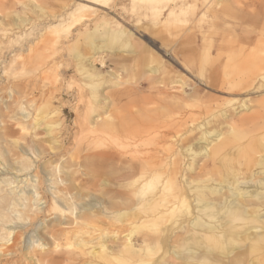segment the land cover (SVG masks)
Here are the masks:
<instances>
[{"label":"bare ground","instance_id":"obj_1","mask_svg":"<svg viewBox=\"0 0 264 264\" xmlns=\"http://www.w3.org/2000/svg\"><path fill=\"white\" fill-rule=\"evenodd\" d=\"M81 1L85 3V0ZM107 1L101 0V3ZM123 2L130 11L140 15L138 11L145 9L150 16L162 5L157 13L165 12L169 18L177 13L176 7L180 9L182 6L178 0ZM217 2L227 3L226 0ZM59 5V11L48 16L55 21L44 26L27 46L26 51L36 62L18 64L13 58L4 66L8 69L28 66L45 82L51 75L56 76H52L55 83L62 79L63 73L56 72L68 67L66 62L57 58L63 34H69L91 20L96 12L81 4L61 1ZM136 6L140 9L137 10ZM34 8L41 10L39 5ZM25 21L20 20L16 29H21ZM106 24L114 23L109 21ZM105 27L84 32L83 52L86 54L77 48L72 51V72L81 87L72 100V108L80 134L93 135L86 146L92 148L100 144L102 148L83 160L92 166L97 179L117 166L123 169L126 175H120L116 181L119 189L125 192L119 193V203L110 201V205L104 208L98 202L96 208L89 202L77 212L79 216H73L76 207L82 205L76 202L85 200V197L79 191L71 192L79 189L72 181V184H66L68 172L61 169L64 173L59 170L58 176L50 175L49 179L35 166L29 174L32 166L26 159L21 158L14 166L4 158L6 155L0 154V167L7 171L2 172L0 168V187L5 184V190L0 188V227L8 237L12 235L11 240L0 239V264H264V133L249 137V134L237 130L251 121V117L239 113L242 109L247 113L251 110L250 100L239 99V96L247 97L245 93L250 95L264 89V73H260L259 64L250 62L253 63L249 64L250 72H236L235 76L228 72L236 68H226L221 80L213 76L205 78V88L211 87V91L225 94V100L196 88L187 93L188 85L182 79L170 81V84L165 80L158 82L167 87L163 106L158 104L160 108L156 106L153 111L144 107L132 113L129 116L131 126L138 128L129 135L124 128L127 122L117 108L122 97L131 94L132 90L124 89L123 93L113 96L100 92L105 83L117 77L113 70L101 71L106 65L102 54L107 49L101 41L118 45L110 48L114 52L119 48H128L129 51L132 34L122 29L107 31ZM2 32L6 36L10 34L8 30ZM97 64L99 69L95 67ZM159 71L161 68H148L150 74ZM59 90L57 86L50 91H40L42 98L38 106L34 101L29 102L37 112L33 117L24 113L26 109L22 107L23 123H30L31 129L33 125L35 130L43 127L45 136L55 146L59 139L55 134L62 130L61 111L53 102ZM139 91L135 89L133 93ZM62 99L57 100L58 104ZM226 106L232 110H226ZM26 127L20 125L23 133ZM9 132L12 131L3 135ZM22 138L29 139V134L22 135ZM124 147H130L128 153L126 150L123 151L125 155L121 154L122 151L115 153ZM22 152V156L27 154L25 150ZM35 156L38 159L39 155ZM8 174L10 178H5ZM87 182L88 188L96 184ZM55 183L63 185L54 188L52 184ZM44 193H53L52 203L47 201L45 206L46 201L40 204ZM110 193L115 194L112 190ZM9 200L14 202L11 208L14 216L2 213ZM16 206L20 210H16ZM51 210L62 215L69 213L71 218L66 224L58 221L63 228L47 226L43 229L45 233L35 231L32 226H38L35 224L38 222H32L45 219ZM13 219H16L14 225ZM30 232L34 235L27 239ZM61 239L63 245L59 242ZM45 240L52 245L45 244Z\"/></svg>","mask_w":264,"mask_h":264},{"label":"rangeland","instance_id":"obj_2","mask_svg":"<svg viewBox=\"0 0 264 264\" xmlns=\"http://www.w3.org/2000/svg\"><path fill=\"white\" fill-rule=\"evenodd\" d=\"M61 1H65L71 5L81 4L91 7V10L96 12L90 18L91 20L78 26L69 34H63L64 39L57 48V58L66 62L68 67H64V64L63 67L67 70L63 69L56 72L57 74L63 73L62 79H57L58 82L55 83L53 77L56 76L51 75L49 76V81L45 82V79L43 80L41 76H39L40 78L38 77L37 72L30 71L28 66H25L26 68L18 66V68L13 69H8L7 66H4L13 58H16L18 64L30 61L36 62L32 54H28L26 51L27 46L37 38L44 26L46 27L55 21L48 16L59 11ZM226 1L227 3H219L217 0H178V3L182 4L181 8L178 9L176 7L175 12L177 13L169 18L165 12L161 15L157 13L162 9L160 7L162 5H159V10L156 11V8V12L151 14V16L149 14L150 12L147 13L145 9L138 11L140 12L139 15L135 11H130L124 5L123 0H108L105 4H102L101 0H85V3L81 0H0V154L3 153V155H6L4 158L9 160L14 166L18 165L21 158L26 159L28 164L30 163V166H32L29 174L34 171L33 168L35 166L39 170H43L45 176L47 178L49 176V179H51L50 175L54 177L56 175L58 176V172L61 169L64 172L66 171L65 173L68 172L66 184L68 185L72 181L74 183L73 185L79 189H76L77 191L72 190L71 192L74 194L79 191L80 193H78L85 197V200L81 201L82 203L79 201L76 202L82 205L76 207L75 212L73 211V216H79L80 213L77 212L82 207L84 208L83 204L87 205L89 202L96 208L99 207L98 202H101L104 208H106L105 206L110 201H117L119 203V193H124L125 190L119 189V183H117L116 179L120 175H126V172L123 169L117 168V166L115 170L107 171L97 179L94 176L92 166H88V163L83 160L84 157L92 155L102 148L100 144L88 148L86 145L92 141L93 135L80 134L75 124V114L72 108L74 105L73 99L76 93L81 91V87L79 85V79L73 76V64L71 63L74 59L72 51L77 48L83 52L85 47L84 32H89L93 29L100 30V26H106L105 29L107 31L111 30L116 32L122 29L132 34V39L129 43L131 48L129 51L128 48H119V50L114 52L110 48L113 46L116 48L118 45H110L107 40L101 41L103 42V46L107 48L104 49L105 52L102 54L106 60V65L101 71L113 70L117 77L112 78L113 80L110 79L111 81L109 80L100 89V92L105 96L123 93L124 89L132 90L131 94L122 97L117 108L126 120L125 122H127L125 124L127 126L124 128H127L125 131L130 135L132 130V133H134L138 128L135 125L131 126L129 119L132 113L139 112L144 107H148V109L153 111L156 106L157 108L159 107L158 104H160V107L163 106L162 99L165 98L164 92L167 91V87H163V84L158 83L162 80H165L166 84H170L172 81L179 82L182 79L188 85V88L184 87L187 93L192 88H196L202 93L225 100L227 97L225 94L215 93L211 91V87L205 88L206 77L213 76L219 80L224 79L222 77L224 75L223 71L225 73L226 68L231 70L232 67L237 69L230 72L227 71L232 76H235L236 72L247 73L251 70L249 64L253 63L259 64V69H262L260 73H264V0H232L233 4L231 0ZM35 5H39L41 10L34 8ZM135 8L137 10L140 9L139 6ZM20 20L26 21L23 22L21 29H16L15 26ZM109 21H113L114 24L107 25L106 22ZM4 30L10 31V34L6 36L2 32ZM16 38L17 40L14 41ZM9 41L13 42L8 44ZM111 52L113 54H110ZM247 59H250V61L248 62ZM95 67L99 69L98 64ZM150 67L161 68V71L155 75L150 74L148 72V68ZM30 78L31 80H29ZM57 86L60 87V90L55 94L53 102L61 111L59 118L62 122V130L59 132L60 134H55L59 138L58 144L55 146L45 136L43 127L35 130L33 125L31 129L30 123H23L22 107L26 109L24 113L27 112L33 117L37 112H35V107H32V104L29 102L34 101L35 106H38L42 98L40 91H50ZM118 89L122 90V92ZM135 89L141 91L133 93ZM218 89L222 90L220 88ZM224 91L222 90L221 92ZM244 95H247V97L242 95L239 96V99L250 100L249 106H251V110L248 113L244 109H242L243 111L241 109V111L239 109L237 111L241 115L251 117V121L239 126L237 130H240L242 134H247V136L249 134V137L253 134L255 137L257 135H263L264 89L262 92L259 90V93L250 95L245 93ZM59 98H63L60 104L57 102ZM147 103L149 104L146 105ZM229 108L226 106L225 109L232 110ZM120 114L119 116H121ZM21 124L25 127L27 126L24 133L20 129ZM8 130L12 132L4 136L3 134ZM25 134H29V139L24 140L22 138V135ZM62 145L64 146L62 147ZM122 149L117 150V152L115 150V153L122 151L121 154L125 155V153H128L130 147H124ZM22 150H25L28 157L26 155L22 156ZM36 154L39 155L38 159L35 156ZM0 168L2 172L7 173L6 168ZM60 176L66 178L61 173ZM1 177L5 176L1 175ZM5 178H10V174ZM87 181L95 182L96 184L95 186L89 185L90 188H88ZM58 182H61L60 179ZM103 182L106 184L104 185ZM55 184H52V186L57 188L59 186L58 184L62 186L65 182L63 184ZM4 186L5 184L1 185L0 188L5 190ZM110 190L114 191L115 194L110 193ZM43 191H46L45 188ZM116 191L119 192L117 193ZM52 194L48 195L44 193V196L42 195L43 200L40 204H43L45 201L43 206L48 204V202L52 203ZM13 203L9 200L7 207H5L6 209L8 207L10 208L3 210L2 213L6 214L8 212L9 215L14 216L11 212ZM15 209L20 210V207L16 206ZM81 215L84 216L83 213ZM70 216L69 213L62 215L57 210H51L45 219L41 218L40 221L35 220L32 222H38L35 223L38 226H32V228L35 231L45 233L43 229L47 226L49 228H52L51 226L54 228L60 227L58 221L66 224L70 220ZM15 222L16 219H13V225ZM67 227L70 228L69 226ZM32 228L30 227L29 229L33 230ZM5 232L3 228L0 229V239L8 238V240H11L12 235L8 237ZM257 232L260 231L257 230ZM31 235L34 234L30 232L27 235V239ZM59 242L62 243L61 245L64 243L63 239ZM44 243L49 246L52 245L49 240H45Z\"/></svg>","mask_w":264,"mask_h":264}]
</instances>
